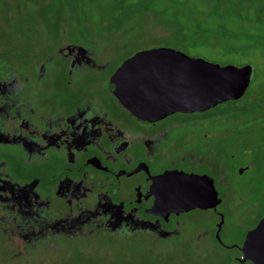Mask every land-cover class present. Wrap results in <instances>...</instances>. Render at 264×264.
Segmentation results:
<instances>
[{
  "label": "flooded vegetation",
  "instance_id": "af4514ba",
  "mask_svg": "<svg viewBox=\"0 0 264 264\" xmlns=\"http://www.w3.org/2000/svg\"><path fill=\"white\" fill-rule=\"evenodd\" d=\"M72 34L24 32L16 57L0 52V244L29 252L106 233L158 246L180 235L182 215L193 209L154 207L169 187L165 175L175 173L198 178L206 195L219 199L194 207L215 220L192 240L209 235L223 245L216 223L232 209L245 212L239 177L252 164L235 163L232 130L218 126L228 108H217L219 102L138 116L109 89V78L135 50L158 45L113 56L103 46L112 33ZM242 239L224 246L239 250Z\"/></svg>",
  "mask_w": 264,
  "mask_h": 264
},
{
  "label": "rangeland",
  "instance_id": "374dc122",
  "mask_svg": "<svg viewBox=\"0 0 264 264\" xmlns=\"http://www.w3.org/2000/svg\"><path fill=\"white\" fill-rule=\"evenodd\" d=\"M45 30H67L72 39L77 31L110 32L103 46L113 56L158 45L220 64H249L243 93L228 107L216 106L228 108L218 126L232 130L235 163H252L239 177L245 183V212L224 215L218 231L223 245L209 235L192 240L215 220L209 210L193 208L182 215L180 235L161 239L158 246L144 237L103 233L29 252L6 246L8 254L0 245V264H252L238 262L239 250L224 245L241 240L264 201V0H0L2 57H16L24 32Z\"/></svg>",
  "mask_w": 264,
  "mask_h": 264
},
{
  "label": "water",
  "instance_id": "95a60500",
  "mask_svg": "<svg viewBox=\"0 0 264 264\" xmlns=\"http://www.w3.org/2000/svg\"><path fill=\"white\" fill-rule=\"evenodd\" d=\"M250 77L251 66L247 63L220 64L170 46H152L125 57L111 74L108 87L130 112L156 117L175 110L201 111L236 99ZM164 178L169 187L155 199V208L178 212L211 207L219 201L214 192L213 197L206 195L198 178L175 173ZM221 221L216 223L217 238ZM238 248V262L264 264V203L261 216L245 232Z\"/></svg>",
  "mask_w": 264,
  "mask_h": 264
},
{
  "label": "trees",
  "instance_id": "16d2710c",
  "mask_svg": "<svg viewBox=\"0 0 264 264\" xmlns=\"http://www.w3.org/2000/svg\"><path fill=\"white\" fill-rule=\"evenodd\" d=\"M205 9H206V8H205ZM211 11L213 12V10H212V9H211ZM216 13H217V12H213V14H216ZM165 25H167V24H164V26H165ZM109 236H112V235H109ZM110 239H111V238H110ZM0 245H1V244H0ZM2 246H4V245H2ZM4 247H5L4 249H6V250H7V251L5 250V252H8V254H9V253H10V252H9V251H10V249H9V248H7L6 246H4ZM84 253H86V252H84Z\"/></svg>",
  "mask_w": 264,
  "mask_h": 264
}]
</instances>
